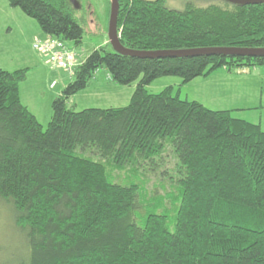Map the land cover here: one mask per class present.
Instances as JSON below:
<instances>
[{
	"label": "trees",
	"instance_id": "16d2710c",
	"mask_svg": "<svg viewBox=\"0 0 264 264\" xmlns=\"http://www.w3.org/2000/svg\"><path fill=\"white\" fill-rule=\"evenodd\" d=\"M7 1L46 36L82 42L69 0ZM118 1L128 49L264 47V3L175 10L165 0ZM107 47L75 68L45 129L21 102L29 69L0 68V201L24 242L0 264H264L260 124L181 99L171 87L147 91L159 77L187 83L219 68L264 65V57L139 58ZM100 68L116 84L136 82L129 104L69 108ZM145 175L173 191L144 200Z\"/></svg>",
	"mask_w": 264,
	"mask_h": 264
},
{
	"label": "rangeland",
	"instance_id": "374dc122",
	"mask_svg": "<svg viewBox=\"0 0 264 264\" xmlns=\"http://www.w3.org/2000/svg\"><path fill=\"white\" fill-rule=\"evenodd\" d=\"M77 1L80 7L73 8V15L83 27V38L79 45L67 43L82 60L95 48L109 43L111 0ZM188 3L197 7L224 5L221 0H165V5L175 10L184 9ZM20 14L11 18L9 22L0 18V66L12 70L25 67L29 69L26 80L20 84L21 102L35 114L45 129L52 118L51 104L54 97L71 78L65 71L52 67L49 61L33 47L34 41L45 38V34L33 19L23 13L22 17ZM7 25L11 26V30L6 29ZM107 49L111 51V47ZM62 77L67 80L65 84ZM53 80L59 82L55 89L50 88V82ZM166 87H171L173 94H178L181 99L201 102L213 110L248 107L237 112L243 115L246 113L254 121L260 119L264 126V65L238 68L232 76L225 69H219L212 75L198 77L187 83H182L181 78L176 76L159 77L147 86V91L155 94ZM135 88L136 82L130 85L112 82L107 76V70L100 68L86 89L67 100V106L76 111L87 108L124 107L129 104ZM227 90L229 93H225ZM115 175L117 177L118 174ZM145 179L147 181L142 179L147 188L142 193L144 200L153 192L164 196L165 193L173 191L174 186L165 180L160 184L157 178L145 175ZM166 203L172 211L175 205L173 206L168 200ZM7 207L0 201V262L7 258L8 253L20 252V250L15 251V248L24 247L20 234L12 226V216Z\"/></svg>",
	"mask_w": 264,
	"mask_h": 264
},
{
	"label": "water",
	"instance_id": "95a60500",
	"mask_svg": "<svg viewBox=\"0 0 264 264\" xmlns=\"http://www.w3.org/2000/svg\"><path fill=\"white\" fill-rule=\"evenodd\" d=\"M75 8H79L80 4L77 0H69ZM231 5L246 6L263 4L264 0H221ZM119 11V1L111 0V11L108 24V37L112 49L116 53L130 55L139 58H162V57H187L198 55H226V56H249V57H264V47L247 48V47H205L179 50H153L140 51L125 48L121 42L117 29V18Z\"/></svg>",
	"mask_w": 264,
	"mask_h": 264
},
{
	"label": "built area",
	"instance_id": "2783aa9c",
	"mask_svg": "<svg viewBox=\"0 0 264 264\" xmlns=\"http://www.w3.org/2000/svg\"><path fill=\"white\" fill-rule=\"evenodd\" d=\"M33 47L49 61L52 67L65 71L69 78L73 77L75 68L82 61L66 41L56 37L46 36L36 39ZM57 84V80H53L50 88L54 89Z\"/></svg>",
	"mask_w": 264,
	"mask_h": 264
},
{
	"label": "crops",
	"instance_id": "0c3cea01",
	"mask_svg": "<svg viewBox=\"0 0 264 264\" xmlns=\"http://www.w3.org/2000/svg\"><path fill=\"white\" fill-rule=\"evenodd\" d=\"M21 13V11L19 10V9H17V8H12L10 5H9V3H8V1L7 0H0V18L2 19V20H4V21H10V19L11 18H13V17H17V15L18 14H20ZM21 16H22V13L20 14ZM20 16V17H21ZM23 17V16H22ZM7 30H11V26H8L7 25V28H6ZM45 37H46V35H45ZM0 68H2V69H5V70H8V71H13L12 69H9V68H7V67H2V66H0ZM219 69H225V71L230 75V76H232L234 73H235V70L234 71H229V70H227L226 68H219ZM219 69H217V70H215L214 72H216V71H218ZM214 72H212L210 75H212ZM107 76H108V78H109V75H108V73H107ZM27 78V77H26ZM26 80V79H25ZM62 80H63V84H65L66 82H67V80L65 79V77H62ZM52 82V81H51ZM50 82V83H51ZM58 84H59V82H58ZM57 84V85H58ZM57 87V86H56ZM55 87V88H56ZM54 88V89H55ZM225 93H229L228 92V90L225 92ZM201 103V102H200ZM203 104V103H202ZM26 106V105H25ZM27 107V106H26ZM28 108V107H27ZM246 108H248V107H236V108H219V110H229L230 111V113H231V115L233 116V117H236V118H240V119H244V120H247V121H250V122H253V123H258V124H260V126H261V128L263 129V131H264V126L262 125V122L260 121V119H258L257 121H254V120H252L251 119V117L250 116H247L246 115V113H244V115H243V113H239V112H237V111H242V110H245ZM29 109V108H28ZM29 111H30V109H29ZM31 112V111H30ZM31 113H33V112H31ZM237 113V114H236ZM34 114V113H33ZM35 115V114H34ZM36 117V116H35Z\"/></svg>",
	"mask_w": 264,
	"mask_h": 264
}]
</instances>
